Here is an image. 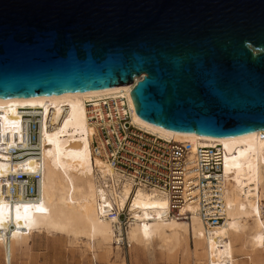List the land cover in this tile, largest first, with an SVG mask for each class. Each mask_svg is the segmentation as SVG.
I'll return each mask as SVG.
<instances>
[{"label": "water", "instance_id": "1", "mask_svg": "<svg viewBox=\"0 0 264 264\" xmlns=\"http://www.w3.org/2000/svg\"><path fill=\"white\" fill-rule=\"evenodd\" d=\"M166 129L264 130V0H0V98L132 85Z\"/></svg>", "mask_w": 264, "mask_h": 264}, {"label": "bare ground", "instance_id": "2", "mask_svg": "<svg viewBox=\"0 0 264 264\" xmlns=\"http://www.w3.org/2000/svg\"><path fill=\"white\" fill-rule=\"evenodd\" d=\"M140 79L142 76L136 77L135 82ZM131 91V85H124L61 95L0 98V148L10 150L8 156L1 152L0 159V247L6 264H13L16 247L25 245L36 232L86 239V247L94 255L97 250L108 256L115 248L121 250L122 246L114 245L113 220L101 210L102 202L110 198L100 181L115 172L93 153L94 129L87 114L88 101L107 97L126 98L134 109L135 125L162 139L185 142L193 154L201 146L220 145L224 151V222L208 225L198 204L183 208L190 213L187 218L169 216L165 194L146 188L132 191L131 184L126 183L118 201L121 205L128 202L132 214L127 231L130 247L157 243L169 254L189 246L192 238L195 248L187 247V251L197 260L240 264L239 243L246 264H264V130L231 138L172 131L139 116ZM65 108L66 115L54 129L43 125L51 111L58 119ZM34 116L41 117L39 154L31 151L26 139L25 123ZM19 181L23 187L37 181L38 197L21 195L15 199Z\"/></svg>", "mask_w": 264, "mask_h": 264}, {"label": "built area", "instance_id": "3", "mask_svg": "<svg viewBox=\"0 0 264 264\" xmlns=\"http://www.w3.org/2000/svg\"><path fill=\"white\" fill-rule=\"evenodd\" d=\"M136 83L131 85L132 89ZM87 107L88 121L94 129L93 153L103 158L115 172L102 178L100 184L110 198L109 202H102L101 210L104 216L113 220L116 245L130 246L127 231L132 214L128 202L121 205L118 201L126 183L131 184L132 191L146 188L165 194L170 203L169 216L187 218L190 213L183 208L188 204H198L199 212L207 219L208 225L224 222V151L220 145L201 146L193 154L191 145L185 142L166 140L149 133L132 122L134 109L126 98L88 101ZM66 112L65 108L56 119L51 111L43 125L54 129ZM25 125L28 126L26 139L31 151L39 154L41 117L34 116ZM1 152L8 156L10 150L1 147L0 159ZM22 180L25 181L24 178ZM19 183L15 199L21 195L31 199L38 197L37 181L25 184V187L21 181Z\"/></svg>", "mask_w": 264, "mask_h": 264}, {"label": "rangeland", "instance_id": "4", "mask_svg": "<svg viewBox=\"0 0 264 264\" xmlns=\"http://www.w3.org/2000/svg\"><path fill=\"white\" fill-rule=\"evenodd\" d=\"M188 245L169 252L171 256L157 243L148 247L122 246L121 250L115 248L111 256L97 250L94 255L86 247V239L78 241L61 233L36 232L25 245L16 247L13 264H205L206 260H197L192 252L188 253V248H195L192 238ZM237 250L239 263L246 264L247 257L239 243ZM0 264H6L1 247Z\"/></svg>", "mask_w": 264, "mask_h": 264}]
</instances>
